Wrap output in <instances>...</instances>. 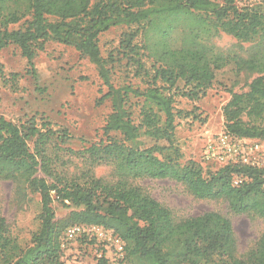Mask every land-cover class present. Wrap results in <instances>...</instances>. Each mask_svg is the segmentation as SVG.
I'll use <instances>...</instances> for the list:
<instances>
[{
    "label": "trees",
    "instance_id": "obj_1",
    "mask_svg": "<svg viewBox=\"0 0 264 264\" xmlns=\"http://www.w3.org/2000/svg\"><path fill=\"white\" fill-rule=\"evenodd\" d=\"M118 26L129 30L117 54L104 58L99 36ZM221 33L238 43L221 49L215 43ZM51 40L74 47L97 67L108 89L98 103L110 99L112 104L104 134L118 132L122 138L78 152L67 149L86 161L89 173L83 181L68 180L51 171L49 154L53 143L60 148L56 142L72 138L67 129L54 130L49 122L40 128L34 120L17 124L0 115V187L8 181L21 198L27 190L41 197L40 226L27 246L0 216V264H64L62 238L76 224L112 230L125 242L126 257L144 264H264V230L240 255L227 216L209 211L177 219L135 183L174 180L198 199L222 200L233 213L264 220V168L227 164L204 173L193 160L181 163L175 132L183 112L174 107L176 96L204 97L217 72L231 66L255 77L246 92L232 93L224 106L225 132L264 143V0L243 8L234 0L223 5L214 0H0V51L17 45L35 74L33 61ZM122 60L144 89L114 85L112 69ZM131 98L142 100L138 124ZM143 136L154 144L142 147ZM100 166L111 168L110 180L96 176ZM40 170L46 177L38 176ZM54 200L77 209L57 219ZM97 264H112L108 251Z\"/></svg>",
    "mask_w": 264,
    "mask_h": 264
},
{
    "label": "rangeland",
    "instance_id": "obj_2",
    "mask_svg": "<svg viewBox=\"0 0 264 264\" xmlns=\"http://www.w3.org/2000/svg\"><path fill=\"white\" fill-rule=\"evenodd\" d=\"M214 1L220 5L226 3V0ZM234 2L243 8L260 4L261 0ZM19 26L20 24H16L12 27ZM128 30L127 26L113 27L99 36V46L104 58L111 52L117 54L116 50L121 47ZM215 43L227 50L233 48L238 41L231 35L221 33ZM33 62L35 74L17 45L12 44L0 51V115L17 124L34 120L40 128L49 122L54 130L67 129L72 138L66 143L56 142L60 148L53 143L49 149L53 160L50 169L63 179L80 178L83 181L89 174L88 165L79 154L69 153L67 149L78 152L101 141L106 143L109 138H122L118 132H112L110 136L104 134L112 104L110 99H105L101 104L98 100L108 89L103 84L97 67L88 58H82L72 46L54 40L48 41ZM254 77L237 73L229 66L217 72L216 79L204 97L198 100L175 97V109L183 112L182 116L177 117L175 132V143L182 153L181 163L193 160L201 165L204 173L218 168L202 158L206 139L225 131L224 106L232 93L246 92ZM112 81L115 86L132 85L139 89L146 87L140 78L134 77L131 68L126 66V60L112 69ZM182 86L183 82H180L179 87ZM141 103L142 100L137 98H131L129 102L137 124L140 122ZM140 141L142 147L154 144L144 136ZM29 144L33 149V142L30 141ZM95 174L110 180L111 168L96 167ZM38 176L46 177L42 170ZM135 183L145 187L156 200L169 207L177 219L209 211L227 216L233 223L240 255L254 246L264 230L262 218L233 213L228 203L222 200L198 199L174 180L143 179ZM40 201L41 197L36 192L27 190L26 196L21 198L15 184L8 181L1 184L0 216L6 219L11 235L23 246L31 243L32 235L39 229ZM52 207L57 219L77 209L69 203L65 206L58 200H54ZM103 250L109 252L112 264H144L137 258L126 257V254L124 259L117 258L115 250L99 241L93 233L80 235L69 242L64 250V264H97Z\"/></svg>",
    "mask_w": 264,
    "mask_h": 264
},
{
    "label": "built area",
    "instance_id": "obj_3",
    "mask_svg": "<svg viewBox=\"0 0 264 264\" xmlns=\"http://www.w3.org/2000/svg\"><path fill=\"white\" fill-rule=\"evenodd\" d=\"M202 158L211 165L221 167L227 164H245L251 167L264 168V143L255 139L241 138L225 131L210 135L205 142ZM238 179L235 183H238ZM95 236L105 245L115 250L117 258L124 259L125 242L112 230L95 225H73L63 235L62 246L66 249L69 242L80 235Z\"/></svg>",
    "mask_w": 264,
    "mask_h": 264
}]
</instances>
